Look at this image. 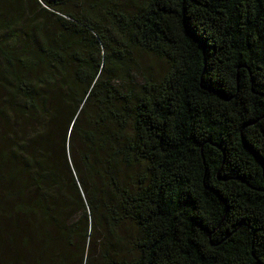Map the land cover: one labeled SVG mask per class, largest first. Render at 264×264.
<instances>
[{
    "label": "trees",
    "instance_id": "16d2710c",
    "mask_svg": "<svg viewBox=\"0 0 264 264\" xmlns=\"http://www.w3.org/2000/svg\"><path fill=\"white\" fill-rule=\"evenodd\" d=\"M0 264H264V0H0Z\"/></svg>",
    "mask_w": 264,
    "mask_h": 264
}]
</instances>
